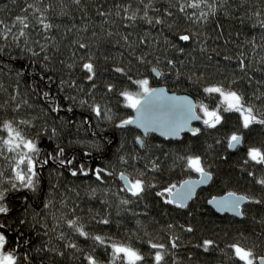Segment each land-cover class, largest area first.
<instances>
[{
    "label": "trees",
    "instance_id": "1",
    "mask_svg": "<svg viewBox=\"0 0 264 264\" xmlns=\"http://www.w3.org/2000/svg\"><path fill=\"white\" fill-rule=\"evenodd\" d=\"M208 3L216 6L215 13L210 14L206 22L195 24L187 19V15L199 10L188 9L186 14L180 13L176 0H80V4L74 0H43V3L38 0H15V3L0 0V19L6 24L11 26L16 16L27 15L30 25L25 30L26 37L19 41H13L11 37L7 42L0 39V45L4 47L0 53V105L3 106L0 107V119L30 120L32 126H21V130L30 137L39 133L38 146L45 152L55 154L56 145L64 147V158L76 157L70 167L83 163L87 167H106L115 173L112 177L105 174L103 181H97L91 174L73 177L68 167L50 162L41 171L36 192L22 189L6 198L11 211L7 216L0 214V222L9 226L10 240L16 232L24 234L29 241L26 247L32 264H87L85 256L88 254L101 263L110 264V248L106 251L104 246L94 245L92 240L79 236L64 222L76 217L92 235L124 240L126 234H134V246L145 255L154 253L146 241L151 239L167 244L170 236L167 224L176 225L171 234L180 237L181 246L172 250L174 256L169 253L167 264H230L220 249L245 237V243L255 245V251L264 255V223H261L264 204L248 203L241 219L219 215L207 204L210 196L230 191L264 199V187L256 183L264 178V167L243 164L248 147L264 144V127L257 125L245 130L241 128L238 114L222 113L224 120L215 129L198 123L196 128L201 129V134L197 136L184 133L180 140H165L149 135L144 139L145 146L140 147L136 138L141 134L136 129L116 126L121 120L133 117V110L124 106L118 91H138L127 77L114 71L117 67L124 68L133 80L147 78L150 87L162 85L170 92L188 94L210 108L215 106V101L202 91L209 84H230L235 80L234 87L246 97L264 93V63L261 62L264 28L253 15L260 11L259 19H264V0H224L223 3L208 0ZM28 4L41 9L50 4L44 14L48 18L46 22H51L54 27L46 32L36 24L31 10L22 11ZM149 4V17L161 18L164 23L149 25L139 18L144 14L145 5ZM128 5H131L129 15L139 9L135 22L125 19L123 10L120 16L115 15L117 6L123 9ZM202 10L207 12L208 8L202 5ZM166 11H172L173 15L167 16ZM99 12L110 14L101 16ZM19 28L16 24L13 32L18 34ZM109 32L113 35L109 36ZM184 34H191L193 39L180 41L178 37ZM123 35L129 37L127 42L120 38ZM80 44H87L88 48L81 49ZM42 45L45 46L43 51ZM202 45L206 51H201ZM29 48L32 51H28ZM181 48L184 51L181 52ZM241 53L249 65L245 71L238 67L237 57ZM89 61L96 66L94 89L82 68L83 63ZM154 67L162 74L158 78L151 73ZM61 81L67 83L61 86ZM73 81L75 85L71 86ZM109 83L115 85L111 93L105 90ZM45 92L51 94L61 111H52V99L45 98ZM81 101L86 103L82 106ZM253 103L264 110V104L259 100H253ZM17 104L21 107L13 111ZM91 104L107 106L112 119L103 118V114L98 119L88 107ZM69 107L72 111L67 110ZM197 112L201 114L199 109ZM52 128L57 130L54 137ZM233 133L244 137V143L234 151L228 148V138ZM0 135L6 134L0 130ZM185 155L201 156L205 165L211 166L213 181L182 210L165 203L166 196L160 197L157 193L195 173L178 159ZM119 157H124L128 164L120 163ZM152 160L159 163L158 171L152 170ZM0 167L6 174L10 172L3 157H0ZM249 171L255 172V178L247 175ZM121 172L131 180L138 178V172H143V178L154 187L147 189L138 200L123 190L119 178ZM124 199L131 202L122 205L120 201ZM93 217L97 220L107 218L111 223L99 224ZM21 220L25 223L21 224ZM179 225L191 226L195 231L184 232ZM61 232L65 234L64 241L58 239ZM209 238L219 242L217 250L205 252L197 247ZM68 243L77 244L80 251L67 248ZM45 247L65 254L60 256L57 252L45 251ZM36 249L42 251L37 253ZM24 250L20 249L21 252ZM149 264H152L151 260Z\"/></svg>",
    "mask_w": 264,
    "mask_h": 264
},
{
    "label": "snow or ice",
    "instance_id": "2",
    "mask_svg": "<svg viewBox=\"0 0 264 264\" xmlns=\"http://www.w3.org/2000/svg\"><path fill=\"white\" fill-rule=\"evenodd\" d=\"M15 3V0H13ZM38 2L43 3V0H38ZM224 0H221L223 3ZM74 3L80 4V0H74ZM176 3L179 4L178 11L180 13H187L188 9H195L199 11H193L190 15H187V19L192 21L195 24H201L208 20L210 14H214L216 11V6L214 4H209L208 0H176ZM202 5L208 8V11L205 12L202 10ZM151 5H145V10L143 16L139 18L144 20L147 24H162L164 20L161 18L149 17L147 9ZM51 5H47L44 9L36 7L34 4H28L25 8L22 9L23 12L27 13L29 10L32 11V15L36 19V24H38L44 31L51 30L54 25L51 22H46L47 17L45 12ZM131 5L127 7L117 6L115 12L116 16L121 15V10L125 13V19L135 22L138 18L139 9L134 10L129 15V9ZM159 11V10H157ZM101 16H107L110 13L99 12ZM165 14L169 17L173 15L172 11H166ZM257 17V23L261 28H264V19H259L261 16L260 11L253 13ZM16 24L20 25L18 34L13 32V27ZM30 27L28 23V17L25 16H16L13 24L9 26L0 19V39L7 42L11 37L13 41H19L21 37H26L25 30ZM58 27V26H56ZM168 27H172L168 25ZM255 27V25H253ZM109 36L113 35L111 32L108 33ZM124 41H128L129 37L123 35L120 37ZM180 41H190L193 39L191 34H184L178 37ZM264 40V37H262ZM27 42V41H25ZM119 41H117L118 43ZM143 42V41H141ZM253 43V42H250ZM131 46V45H129ZM255 46V45H254ZM45 46H41V51L44 50ZM81 49H87V44H80ZM207 49L201 46V51H206ZM4 47L0 45V53H3ZM28 51H32L31 48ZM180 51H184L183 48ZM33 55L37 53L33 52ZM138 60H143V57H138ZM225 59H231L230 57H225ZM238 67L241 71H245L249 67L245 63V58L243 53L238 57ZM261 62L264 63V58L261 59ZM169 64H174L173 61H169ZM72 65H69L71 68ZM82 68L86 70L87 80L92 82L91 88H95V77L96 66L93 62H85L82 65ZM114 71L118 74H121L127 77V80L130 84L134 85L138 91H130L128 89H123L118 91V95L124 99V106L132 109L136 112L134 117L123 119L121 122L116 125L119 128H126L130 125H136L138 128L144 130V134L147 135L149 131H159L160 134L164 137H179L180 133L185 130L191 120H201L202 123L209 129H215L217 125H221L224 116L222 113H236L239 115L240 124L242 129H250L253 126L264 127V110L257 107L253 100H259L261 104H264V93L256 94L254 93L252 97H246L243 92L238 88L234 87L237 81L233 80L230 84L217 83L209 84L202 88L203 93L207 98L213 99L215 101V106L210 108L208 104L203 102H193L187 97H176V96H167L164 89H158L150 87V81L147 78L133 80L131 76H128L125 72V69L122 67H117ZM19 75V74H18ZM162 75V74H159ZM251 82V81H249ZM61 86H63L65 81H61ZM259 83V82H258ZM75 85V81L71 82V86ZM105 90L107 93H111L115 90V85L109 83L106 85ZM45 98L52 99L51 94L48 92L43 93ZM218 97V99H216ZM13 100L16 99L15 96L12 97ZM70 99H75L71 97ZM170 101L172 102L168 111L164 112L161 115L152 116L150 115L151 110L153 109L154 104L157 101ZM25 103H27L25 101ZM53 112L61 111V108L58 103L52 99ZM83 106L86 101H81ZM0 107H3L0 105ZM21 107L20 104L16 105V108L13 111H18ZM91 111L99 119L103 118L111 120L112 116L110 109L107 106L102 108L99 104L88 105ZM197 109H199L201 114H197ZM72 111L71 107L67 109ZM179 111L182 113L181 119H176L174 113ZM88 123V121H84ZM21 126L31 127V121L27 119H9L2 120L0 119V130H2L6 135H0V157H3L7 161V167L10 169V172L6 174L3 167H0V214L10 213L11 209L8 206L6 198L13 193L19 192L22 189H27L31 192H36L38 185L41 182V171L45 165H48L50 162H55L60 167H68L71 176H88L89 174L94 175L97 181H103L104 175L106 174L109 177L115 175L113 172H109L106 167H87L85 164L81 163L74 167L76 157L71 158L65 157V148L59 145H56L53 152H45L41 147L38 146V137H30L21 130ZM193 136L201 134V129L189 128L188 129ZM52 137L57 135V130L55 128L51 129ZM52 137H49L51 139ZM137 142L141 147H144V141L141 137H137ZM219 143V141H217ZM244 143V137L240 133H233L228 138V148L236 149ZM159 147V146H157ZM211 147V146H209ZM11 154V155H8ZM247 158L243 161L245 166L254 164L264 167V144L261 146H252L246 149ZM184 165L191 171H194L199 174V184L208 183L213 176L212 171H210V165H205V162L201 156L185 155L183 157H178ZM119 162L122 164H128V161L124 157H119ZM153 171H158L160 169L159 163L156 160L150 161ZM247 175L255 178V172H247ZM119 177L122 181L125 182L124 191L131 193V196L136 199H142L145 195L147 189L154 187L149 181L145 180L144 173L138 172L137 177L134 180L128 178L127 174L124 172L119 173ZM256 183L264 187V178L256 180ZM7 185V186H5ZM175 185L166 187L163 191L158 192L157 195L164 197L165 194H168L170 199H166L165 203L175 204L179 208H187L188 204L186 201L191 198L195 185L192 181L186 180L183 184L180 185V189L174 191ZM95 190H93V195ZM254 203L256 205L264 204V199L255 198L251 196H238L236 193L229 192L226 197L213 198L209 201L210 204H215L217 209L222 212H232L236 216L243 217L245 212L241 209V204L243 202ZM131 201L124 199L120 203L122 205H128ZM46 208L49 207V204L44 205ZM93 221L103 225H109L111 221L107 218L97 220L96 217L92 218ZM68 228L73 232L78 234L81 237H84L86 240L90 239L93 241L94 245L104 246L107 251L111 249L110 264H149L151 260L152 264H167L166 257L171 255L174 256L176 250L181 246L180 237L174 234H171L176 227L171 223L167 224V232L170 234L169 242L159 243L153 242L151 239L146 241L147 246L154 250V253H149L147 255L143 254L140 249L134 246L133 236L134 234H126L124 240H114L111 237L101 236V235H92L89 231L85 230V225L81 222L79 217L74 219H67L64 221ZM21 224L25 223L24 220L20 221ZM139 223V221H137ZM264 223V220L261 221ZM182 231L187 233H193L195 229L191 226L184 227L179 225ZM10 228L3 222H0V264H32L31 256L27 250V245L29 241L24 237L22 232H16L13 240H10L9 232ZM54 231V229H53ZM45 235L48 233L45 232ZM60 241L66 239L65 234L61 232L58 236ZM139 240V237H136ZM247 238H238L232 243L226 244L225 249H220V251L225 252L227 259L230 264H264V255H259L255 251V245H249L244 241ZM110 241V243H106ZM67 248L80 251L78 245L75 243H68ZM197 247L203 248L205 252L210 250L215 251L219 248V242L215 238H209L202 240L200 245ZM21 248L25 250L20 251ZM45 251L57 252L55 248L48 249L45 247ZM226 250V251H225ZM37 253L42 251V249H36ZM231 253L228 256V253ZM58 255L63 256L64 252H57ZM87 264H101V262L93 255L88 254L85 256ZM175 264V262H174Z\"/></svg>",
    "mask_w": 264,
    "mask_h": 264
},
{
    "label": "water",
    "instance_id": "3",
    "mask_svg": "<svg viewBox=\"0 0 264 264\" xmlns=\"http://www.w3.org/2000/svg\"><path fill=\"white\" fill-rule=\"evenodd\" d=\"M151 73H152V75H153L155 78H158V77H159V74H160L159 70H158L156 67L152 68ZM154 88H158V89H161V88H162V89H164V90H165V93H166L167 96L187 97V98L191 99L193 102H196L195 99H194L192 96H190V95H188V94H178V93H175V92H170L165 86L160 85V86H156V87H154ZM171 103H172V102H170V101H166V100H165V101H157V102L154 104L153 109H152L151 112H150V115H152V116H156V115H161V114H163L164 112L168 111V107H169V105H170ZM133 114H134V116L136 115V112H135L134 110H133ZM197 114H199V113L197 112ZM174 115H175V118L178 119V120L182 118V113H180L179 111H176V112L174 113ZM134 116H133V117H134ZM201 122H202L201 120H191L190 123L188 124V126L185 128V130L182 131V132L180 133L179 137H171V136H170V137H164V136H162V135L160 134L159 131H149L148 134L145 135V134H144V130L141 129V128H138L136 125H130V126H128V127H131V128H134V129L140 131L143 137H147L148 135H154V136L160 137V138L165 139V140H180V139L182 138V136H183L184 133H191V132L188 130L189 128H196V127H195V124H197V123H201ZM137 143H138V142H137ZM138 144H139V143H138ZM139 145H140V144H139ZM240 146H241V145H240ZM240 146H239V147H240ZM236 149H237V148H236ZM236 149H230V150L234 151V150H236ZM127 176H128V175H127ZM119 178H120V177H119ZM128 178L130 179L129 176H128ZM212 178H213V176H212ZM199 179H200L199 175H198V177H194V178H188V179H186V180L192 181L193 184L195 185V187H194V192H193L191 198L188 199V200L186 201V203H187L188 205H189V203H190V202L196 197L197 192H198L201 188L207 187V186L211 183V181H212V179H211V180H210L208 183H206V184H199V183H198ZM120 180H121V179H120ZM186 180H184V181H186ZM184 181H183V182H184ZM121 182H122L123 186L125 187V182L122 181V180H121ZM183 182H181L179 185H177V186L175 187L174 191L179 190V189H180V185L183 184ZM228 193H229V192H228ZM228 193H226V194H224V195L213 196L211 199L208 200V205H209V206H210V207H211V208H212L217 214H219V215H225V214H227V215H230V216L236 217V218H238V219H241L242 217L236 216V215H235L234 213H232V212H222V211H219V210L217 209V207H216L215 204H210V203H209V201L212 200L214 197H215V198L226 197ZM233 193H236V192H233ZM236 194H237L238 196H245V195H243V194H238V193H236ZM167 197H168V199L171 198V197L168 196V194H167ZM247 203H248V202L245 201V202H243V203L241 204V209H242V210H243V207H244ZM171 205H172V206H177V205H175V204H171ZM181 209H184V208H181ZM101 264H104V263H101Z\"/></svg>",
    "mask_w": 264,
    "mask_h": 264
},
{
    "label": "flooded vegetation",
    "instance_id": "4",
    "mask_svg": "<svg viewBox=\"0 0 264 264\" xmlns=\"http://www.w3.org/2000/svg\"><path fill=\"white\" fill-rule=\"evenodd\" d=\"M133 115H134V114H133ZM201 123H202V122H201ZM197 124H198V123H197ZM197 124H195V126H196ZM137 131H138V130H137ZM138 132L141 134L140 131H138ZM148 136H149V135H148ZM140 137L143 139V141H144V139L146 138V137H143L142 134H141ZM144 144H145V141H144ZM138 145H139V144H138ZM139 146H140V145H139ZM140 147H141V146H140ZM198 175H199V174L195 172V173H194L191 177H189V178L198 177ZM130 179H131V178H130ZM186 179H188V178H186ZM186 179H184V180H186ZM184 180H183V181H184ZM183 181H181V182H183ZM212 181H213V178H212ZM212 181H211V183H210L207 187L201 188V189L197 192V195L199 194L200 191L209 188V187L211 186V184H212ZM181 182H180V183H181ZM180 183H179V184H180ZM179 184H175V186H177V185H179ZM230 192H233V191H230ZM227 193H228V192H227ZM236 193H237V192H236ZM225 194H226V193H225ZM238 194H239V193H238ZM197 195H196V197H195L190 203H192V202L197 198ZM222 195H224V194H222ZM243 195H245V194H243ZM165 196H166V198L168 199L167 194H165ZM213 196H218V195H212V196H210V197L207 199V204H208V200L211 199ZM190 203H189V204H190ZM248 203H249V202H248ZM248 203H247V204H248ZM247 204H246V205H247ZM170 205H171V204H170ZM171 206H172V205H171ZM208 206H209V205H208ZM173 207H177V206H173ZM209 207H210V206H209ZM244 207H245V206H244ZM244 207H243V209H244ZM177 208H179V207H177ZM210 208H211V207H210ZM179 209H181V208H179ZM184 209H185V208H184ZM211 209H212V208H211ZM182 210H183V209H182ZM212 210H213V209H212ZM213 211H214V210H213Z\"/></svg>",
    "mask_w": 264,
    "mask_h": 264
},
{
    "label": "bare ground",
    "instance_id": "5",
    "mask_svg": "<svg viewBox=\"0 0 264 264\" xmlns=\"http://www.w3.org/2000/svg\"><path fill=\"white\" fill-rule=\"evenodd\" d=\"M196 127V126H195ZM183 137V136H182ZM182 139V138H181Z\"/></svg>",
    "mask_w": 264,
    "mask_h": 264
}]
</instances>
